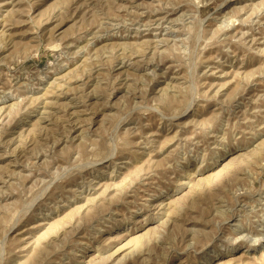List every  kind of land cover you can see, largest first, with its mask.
I'll return each instance as SVG.
<instances>
[{"label": "rangeland", "instance_id": "obj_1", "mask_svg": "<svg viewBox=\"0 0 264 264\" xmlns=\"http://www.w3.org/2000/svg\"><path fill=\"white\" fill-rule=\"evenodd\" d=\"M0 264H264V0H0Z\"/></svg>", "mask_w": 264, "mask_h": 264}]
</instances>
